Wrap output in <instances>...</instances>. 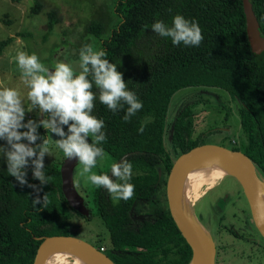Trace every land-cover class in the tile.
<instances>
[{
  "label": "trees",
  "instance_id": "trees-1",
  "mask_svg": "<svg viewBox=\"0 0 264 264\" xmlns=\"http://www.w3.org/2000/svg\"><path fill=\"white\" fill-rule=\"evenodd\" d=\"M250 2L264 36V0ZM42 7V1L35 0L30 11L38 13ZM114 9L120 20L102 38L101 50L123 73L128 90L137 94L143 108L126 122L127 106L113 113L99 102L93 87L97 99L92 114L105 122L107 139L102 146L117 160L126 155L135 186L127 201L113 199L102 187L96 190V206L111 243L105 252L115 264H188L192 249L169 213L165 185L174 160L204 140L203 134L194 137L191 103L179 108L166 140L170 99L177 89L191 85L225 89L231 100L238 101L244 135L240 145L230 148L245 153L264 178V51H251L242 0H118ZM176 15L199 24L204 39L198 47L174 45L171 38L151 30L156 21L171 26ZM46 18L44 38L61 21L55 7L47 10ZM84 32L102 37L107 29L102 21L93 20L84 25ZM12 40L0 41V54ZM59 168L45 165L51 179L40 195L46 193L48 200L34 206V190L20 187L0 159V264H32L39 237L78 236L71 221L77 211L62 193ZM27 171L28 182L39 185L32 179L31 166ZM140 199L152 204L144 219L133 212Z\"/></svg>",
  "mask_w": 264,
  "mask_h": 264
},
{
  "label": "clouds",
  "instance_id": "clouds-1",
  "mask_svg": "<svg viewBox=\"0 0 264 264\" xmlns=\"http://www.w3.org/2000/svg\"><path fill=\"white\" fill-rule=\"evenodd\" d=\"M151 30L161 37L171 38L174 45L198 47L204 39L199 24L182 15H176L171 26L156 21ZM105 56L104 50L97 51L92 44H84L79 51L78 68L66 60H57L49 68L41 63L37 54L18 52L15 59L29 89L28 99L33 109H38L37 119L24 122L26 111L17 89H0V140L6 141L0 145V151L10 176L20 187L34 190V206L48 200L46 193L43 196L40 193L51 179L45 171V156L52 155L49 144L53 134L59 137L55 143L64 156L83 165L80 175L91 184L106 189L113 199L127 201L134 195L135 186L130 182L133 165L127 159L111 164V177L109 173L93 171L98 160L106 156L102 145L107 139L104 120L92 114L97 99L93 87L98 90L99 102L113 113L127 106L123 116L126 122L143 108L137 94L128 90L123 73ZM41 127L51 135H40ZM139 131H144L143 126ZM29 166L32 179L38 180L39 185L28 182Z\"/></svg>",
  "mask_w": 264,
  "mask_h": 264
},
{
  "label": "rangeland",
  "instance_id": "rangeland-1",
  "mask_svg": "<svg viewBox=\"0 0 264 264\" xmlns=\"http://www.w3.org/2000/svg\"><path fill=\"white\" fill-rule=\"evenodd\" d=\"M34 1L0 0V41L13 37L12 42L0 54V89L8 87L20 92L26 111L24 122L28 119H37L39 113L38 109H33L28 99L29 89L22 80V73L15 59L18 52L24 51L29 55L37 54L41 63L49 68H52L57 60L71 61L78 68L80 48L84 44H92L95 50H101L102 38L108 36V31L116 28L120 20L114 9L118 0H41L42 9L38 13H32L30 7ZM52 7L58 9L61 21L51 31H48L44 38L46 12ZM93 20L102 21L106 25L107 32L102 37L84 32V25ZM189 103L192 104L195 117L194 137L203 134L204 143L224 145L228 148L241 144L244 135L239 124L238 101L231 100L227 91L222 87L203 85L182 87L172 94L167 114L170 127L166 131V140L170 138L173 117L179 113L180 107ZM24 130L21 129V131ZM38 132L42 136L51 135L43 127L38 129ZM58 138L53 134L49 144L52 155L45 156V165L56 168L60 167L65 158L62 150L55 143ZM233 140L236 142L234 143ZM24 142L27 143V141ZM40 142L37 141V143ZM4 144L6 141L0 140V145ZM105 153V158L98 160L96 168L93 169L96 174L109 173L111 164L117 162L111 154ZM0 159L4 160L2 151H0ZM82 167L83 165L77 161L72 179L78 194L87 201L86 206L91 207V213L89 211L86 216L82 215V217L77 212H73L71 219L73 230L77 232L79 238L92 244L104 242L101 247L107 249L111 246L109 233L99 216L95 202L96 190L99 187L91 184L85 176L80 175ZM230 185L241 188L234 177L226 175L215 189L217 192L212 195L210 191L207 196L200 197L195 202L194 212L199 220L204 214H209L210 217L212 213L209 210L210 203L222 194V190L229 192ZM151 207L150 202L137 200L133 209L134 214L149 216ZM224 213L228 217L227 209ZM216 217L215 213L214 218ZM210 220L215 221L212 218ZM213 228L211 224V229ZM215 264H241V262H217ZM251 264H264V262Z\"/></svg>",
  "mask_w": 264,
  "mask_h": 264
},
{
  "label": "water",
  "instance_id": "water-1",
  "mask_svg": "<svg viewBox=\"0 0 264 264\" xmlns=\"http://www.w3.org/2000/svg\"><path fill=\"white\" fill-rule=\"evenodd\" d=\"M245 15L246 35L254 53L264 51V36L260 34L259 25L254 15L250 0H242ZM124 155L121 159H125ZM121 159L117 160L119 162ZM77 160L64 158L59 171L61 176V190L68 206L80 215H87V209L82 197L73 184V170ZM218 162V163H217ZM222 162L240 184L247 199L255 226L264 238V179L258 174L252 160L242 151L228 148L224 145L203 143L181 153L172 163L168 172L165 191L169 213L183 238L192 249V259L188 263L215 264L214 242L210 232L197 218L193 204L192 211L180 203L176 185L180 176L186 173L188 167L198 163L220 165ZM111 177V173L109 171ZM208 190V189H207ZM192 212V213H191ZM201 226V229L199 228ZM32 264H43V259L49 251L67 250L78 252L87 264H115L114 260L98 246L75 235H49L39 237Z\"/></svg>",
  "mask_w": 264,
  "mask_h": 264
},
{
  "label": "flooded vegetation",
  "instance_id": "flooded-vegetation-1",
  "mask_svg": "<svg viewBox=\"0 0 264 264\" xmlns=\"http://www.w3.org/2000/svg\"><path fill=\"white\" fill-rule=\"evenodd\" d=\"M224 178L218 180L201 198L207 196L210 191H212V195L217 192L215 189ZM230 187L229 192L222 190V194L210 203L209 210L212 212L210 217L209 214L200 217V221L208 228L207 230L214 242L215 263L241 262V264H251L264 262V238L252 220L247 199L242 188L233 185H230ZM233 191L234 193H231ZM82 202L86 209L89 208L87 212L90 211L91 213V207L86 206L87 201L82 198ZM226 209L228 210V217L224 213ZM215 213L217 215L216 219L214 218ZM134 216L138 219L148 217L137 214ZM210 218L215 221H211ZM211 224L214 226L213 230ZM94 244L96 245V243Z\"/></svg>",
  "mask_w": 264,
  "mask_h": 264
},
{
  "label": "bare ground",
  "instance_id": "bare-ground-1",
  "mask_svg": "<svg viewBox=\"0 0 264 264\" xmlns=\"http://www.w3.org/2000/svg\"><path fill=\"white\" fill-rule=\"evenodd\" d=\"M230 171L220 162L218 164L198 163L188 167L186 173L180 176L176 185L177 197L183 207L192 211L193 204L218 180L229 175ZM192 213V212H191ZM201 229V226H199ZM87 264L78 252L67 250L49 251L43 259V264ZM190 264H195L190 263Z\"/></svg>",
  "mask_w": 264,
  "mask_h": 264
},
{
  "label": "built area",
  "instance_id": "built-area-1",
  "mask_svg": "<svg viewBox=\"0 0 264 264\" xmlns=\"http://www.w3.org/2000/svg\"><path fill=\"white\" fill-rule=\"evenodd\" d=\"M100 249L102 250V251H105L106 249L105 248H103V247H100Z\"/></svg>",
  "mask_w": 264,
  "mask_h": 264
}]
</instances>
